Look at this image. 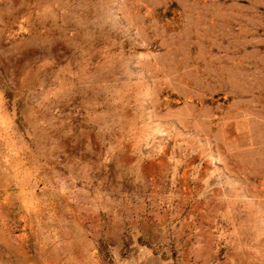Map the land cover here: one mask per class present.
<instances>
[{
	"label": "rangeland",
	"instance_id": "obj_1",
	"mask_svg": "<svg viewBox=\"0 0 264 264\" xmlns=\"http://www.w3.org/2000/svg\"><path fill=\"white\" fill-rule=\"evenodd\" d=\"M0 264H264V0H0Z\"/></svg>",
	"mask_w": 264,
	"mask_h": 264
}]
</instances>
